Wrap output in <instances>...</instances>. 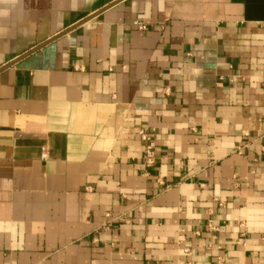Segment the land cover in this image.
<instances>
[{
	"label": "crops",
	"instance_id": "0c3cea01",
	"mask_svg": "<svg viewBox=\"0 0 264 264\" xmlns=\"http://www.w3.org/2000/svg\"><path fill=\"white\" fill-rule=\"evenodd\" d=\"M0 264H264V0H0Z\"/></svg>",
	"mask_w": 264,
	"mask_h": 264
},
{
	"label": "built area",
	"instance_id": "2783aa9c",
	"mask_svg": "<svg viewBox=\"0 0 264 264\" xmlns=\"http://www.w3.org/2000/svg\"><path fill=\"white\" fill-rule=\"evenodd\" d=\"M133 24L138 30L144 31L147 30L148 25L141 20H134ZM167 93V90H166ZM138 134L141 140L144 142V148L142 152V162L145 167H153L157 163V155L155 150V140L153 134L148 131L146 128H139ZM46 153L42 152L41 157L45 158ZM219 205L222 206L223 203L219 201ZM110 220L103 224L104 227H108L110 225ZM205 229L210 233V238L215 239L217 237V232L220 227L215 223L214 219L210 218L206 220ZM187 251V249H184Z\"/></svg>",
	"mask_w": 264,
	"mask_h": 264
},
{
	"label": "water",
	"instance_id": "95a60500",
	"mask_svg": "<svg viewBox=\"0 0 264 264\" xmlns=\"http://www.w3.org/2000/svg\"><path fill=\"white\" fill-rule=\"evenodd\" d=\"M86 20H88V19H86Z\"/></svg>",
	"mask_w": 264,
	"mask_h": 264
}]
</instances>
